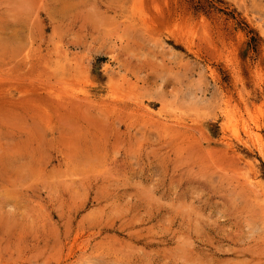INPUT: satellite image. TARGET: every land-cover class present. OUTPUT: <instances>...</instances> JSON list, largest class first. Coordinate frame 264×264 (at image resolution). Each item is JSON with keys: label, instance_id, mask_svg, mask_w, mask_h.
<instances>
[{"label": "rangeland", "instance_id": "374dc122", "mask_svg": "<svg viewBox=\"0 0 264 264\" xmlns=\"http://www.w3.org/2000/svg\"><path fill=\"white\" fill-rule=\"evenodd\" d=\"M0 264H264V0H0Z\"/></svg>", "mask_w": 264, "mask_h": 264}, {"label": "bare ground", "instance_id": "6f19581e", "mask_svg": "<svg viewBox=\"0 0 264 264\" xmlns=\"http://www.w3.org/2000/svg\"><path fill=\"white\" fill-rule=\"evenodd\" d=\"M51 72V71H50ZM69 80V79H68ZM72 81V80H71Z\"/></svg>", "mask_w": 264, "mask_h": 264}]
</instances>
